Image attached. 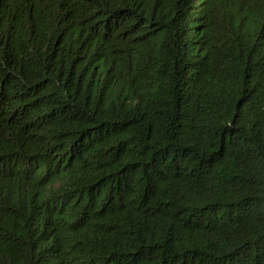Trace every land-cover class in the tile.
Wrapping results in <instances>:
<instances>
[{
  "label": "trees",
  "instance_id": "obj_1",
  "mask_svg": "<svg viewBox=\"0 0 264 264\" xmlns=\"http://www.w3.org/2000/svg\"><path fill=\"white\" fill-rule=\"evenodd\" d=\"M0 264H264V0H0Z\"/></svg>",
  "mask_w": 264,
  "mask_h": 264
}]
</instances>
